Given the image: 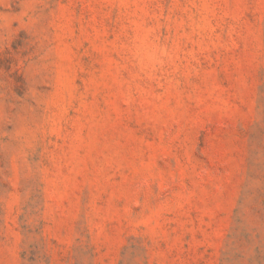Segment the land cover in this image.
I'll return each mask as SVG.
<instances>
[{
    "label": "rangeland",
    "instance_id": "374dc122",
    "mask_svg": "<svg viewBox=\"0 0 264 264\" xmlns=\"http://www.w3.org/2000/svg\"><path fill=\"white\" fill-rule=\"evenodd\" d=\"M0 264H264V0H0Z\"/></svg>",
    "mask_w": 264,
    "mask_h": 264
}]
</instances>
